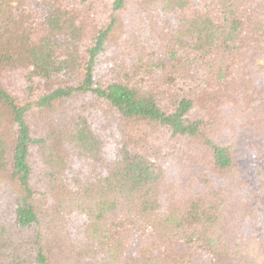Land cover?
I'll return each instance as SVG.
<instances>
[{"label":"trees","instance_id":"obj_1","mask_svg":"<svg viewBox=\"0 0 264 264\" xmlns=\"http://www.w3.org/2000/svg\"><path fill=\"white\" fill-rule=\"evenodd\" d=\"M0 264H264V0H0Z\"/></svg>","mask_w":264,"mask_h":264}]
</instances>
